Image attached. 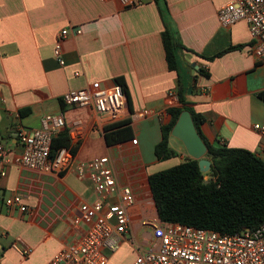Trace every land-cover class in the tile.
<instances>
[{"label":"crops","instance_id":"1","mask_svg":"<svg viewBox=\"0 0 264 264\" xmlns=\"http://www.w3.org/2000/svg\"><path fill=\"white\" fill-rule=\"evenodd\" d=\"M230 1L142 0L124 7L118 0H0V144L13 158L22 151L17 127L37 129L44 115L63 113L66 126L55 138L72 146L79 161L110 156L119 182L133 189L136 202L128 208L119 247L104 250L106 264H131L148 249L150 221L162 222L149 175L189 156L171 133L169 144L178 155L161 161L155 152L163 125L172 118L169 109L179 105V76L168 67L162 36L166 23L183 45V80L196 77L188 99L205 118V138L264 159V136L254 129L255 123L264 124V60L255 54L246 21L220 24L218 11ZM76 27L81 34L73 32ZM65 28L72 32L63 40L61 65L54 46ZM118 77L129 92L119 121L62 101L67 90L94 81L112 86ZM13 193L26 196L29 211L0 207L1 264H48L84 232L72 219L97 199L94 184L74 171L43 172L0 159V194ZM17 242L31 253L23 256L13 247Z\"/></svg>","mask_w":264,"mask_h":264},{"label":"built area","instance_id":"2","mask_svg":"<svg viewBox=\"0 0 264 264\" xmlns=\"http://www.w3.org/2000/svg\"><path fill=\"white\" fill-rule=\"evenodd\" d=\"M124 7L138 5L142 0H118ZM223 27H231L246 21L254 51L264 60V0H231L218 11ZM72 29H63L54 46V56L65 64L63 40ZM75 34L82 28L76 27ZM78 74V73H76ZM66 106L92 107L111 122L124 117L127 96L122 85L104 86L94 81L86 88L70 89L63 93ZM145 110L144 113H148ZM66 126L63 113L46 114L42 126L28 129L16 128L22 151L10 158L7 149L0 144V159L38 171H74L81 180L89 179L95 187L97 199L91 205H83L72 223L85 226L78 239L60 249L48 264H106L105 249L115 251L120 245V236L129 225L128 208L136 202L133 189L122 185L117 177L109 155L89 161H79L72 146H62L53 153V140ZM254 129L264 136V124L255 123ZM29 211L26 196L20 193L0 194V207ZM153 239L146 250H140L131 264H264V224L255 228H244L236 233L195 227L177 222L151 220ZM13 247L23 256L32 249L17 243ZM1 264V263H0Z\"/></svg>","mask_w":264,"mask_h":264},{"label":"trees","instance_id":"3","mask_svg":"<svg viewBox=\"0 0 264 264\" xmlns=\"http://www.w3.org/2000/svg\"><path fill=\"white\" fill-rule=\"evenodd\" d=\"M162 36L168 67L177 71L179 76V105L169 109L172 118L163 125L162 140L155 147L156 155L161 161L178 155L170 146L169 137L181 112L188 109L198 132L207 144L206 157L211 161V167L208 172H203L199 160L188 156L179 164L149 175L160 219L222 233H236L244 228L255 229L263 225L264 159L251 150L216 145L205 138L201 130L205 118L194 110L188 99V90L190 87L194 90L196 77L193 81L183 80L184 63L179 54L183 45L167 23ZM200 73L209 75L203 68ZM116 83L122 85L129 98L124 79L118 77ZM106 137L110 142V135L107 134ZM62 146L68 145L54 138L53 153Z\"/></svg>","mask_w":264,"mask_h":264},{"label":"water","instance_id":"4","mask_svg":"<svg viewBox=\"0 0 264 264\" xmlns=\"http://www.w3.org/2000/svg\"><path fill=\"white\" fill-rule=\"evenodd\" d=\"M188 92L189 94L192 93L191 87ZM171 134L182 141L190 157L199 160L201 171L208 172L210 170L211 161L206 157L207 144L198 132L192 114L188 109L181 112Z\"/></svg>","mask_w":264,"mask_h":264},{"label":"rangeland","instance_id":"5","mask_svg":"<svg viewBox=\"0 0 264 264\" xmlns=\"http://www.w3.org/2000/svg\"><path fill=\"white\" fill-rule=\"evenodd\" d=\"M178 139V138H177ZM177 141V143H179V144H183L182 143V141H180L179 139L178 140H176ZM184 145V144H183Z\"/></svg>","mask_w":264,"mask_h":264}]
</instances>
